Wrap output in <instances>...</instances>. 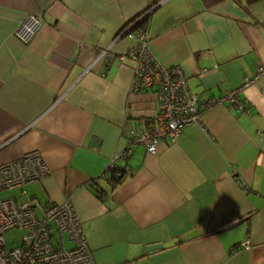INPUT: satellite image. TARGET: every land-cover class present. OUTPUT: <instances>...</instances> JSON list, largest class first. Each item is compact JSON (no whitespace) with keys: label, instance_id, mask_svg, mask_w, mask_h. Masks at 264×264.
I'll return each mask as SVG.
<instances>
[{"label":"crops","instance_id":"0c3cea01","mask_svg":"<svg viewBox=\"0 0 264 264\" xmlns=\"http://www.w3.org/2000/svg\"><path fill=\"white\" fill-rule=\"evenodd\" d=\"M244 1L0 0V163L40 154L37 197L72 201L99 264H264V0ZM154 3L158 60L200 101L239 88L245 108L219 102L151 153L130 137L158 102L131 92L136 39L117 32ZM30 14L42 24L24 41Z\"/></svg>","mask_w":264,"mask_h":264},{"label":"built area","instance_id":"2783aa9c","mask_svg":"<svg viewBox=\"0 0 264 264\" xmlns=\"http://www.w3.org/2000/svg\"><path fill=\"white\" fill-rule=\"evenodd\" d=\"M149 19L138 21L128 31L136 44L121 59L127 55L134 62L131 92L151 90L156 96L159 109L152 125L140 132L132 130L130 137L131 143L144 144L148 152L155 153L161 141H175L185 126L201 124L203 112L215 104L227 101L242 109L245 104L237 97L239 88L225 97L200 101L184 70L177 64L164 65L151 51ZM41 24L39 15L30 14L17 29L18 37L30 40ZM254 79H247L245 84ZM49 172L36 150L0 163V264H99L72 201L42 203L37 197L32 183ZM14 228L26 232L20 245L9 246L5 234ZM66 236L72 245L67 246ZM248 247L246 240L234 249Z\"/></svg>","mask_w":264,"mask_h":264},{"label":"water","instance_id":"95a60500","mask_svg":"<svg viewBox=\"0 0 264 264\" xmlns=\"http://www.w3.org/2000/svg\"><path fill=\"white\" fill-rule=\"evenodd\" d=\"M161 6V3H154V4H152V5H149V6H147L144 10H142L141 12H139V13H137V14H135L132 18H131V20L134 18L135 20H134V22H131L130 24H128L126 27H122L118 32H117V34L119 33V36L121 37V36H124V35H126L127 33H128V31H130L131 30V28L138 22V21H141V20H143V19H145V18H147V17H150V16H152V14L154 13V11L157 9V8H159ZM130 20V21H131ZM8 142V141H7ZM3 145H5V144H3ZM155 245H151V246H149V247H154Z\"/></svg>","mask_w":264,"mask_h":264},{"label":"trees","instance_id":"16d2710c","mask_svg":"<svg viewBox=\"0 0 264 264\" xmlns=\"http://www.w3.org/2000/svg\"><path fill=\"white\" fill-rule=\"evenodd\" d=\"M223 0H203V3L205 4V6L207 7H211L213 4H216L218 2H222ZM259 0H245L244 1V5L247 7L249 4L257 2ZM134 18L131 20V22H134ZM145 20V19H144ZM148 20V19H147ZM130 24V23H129ZM109 179L110 180H119V178H122V169L120 167H116V166H111L109 168Z\"/></svg>","mask_w":264,"mask_h":264},{"label":"rangeland","instance_id":"374dc122","mask_svg":"<svg viewBox=\"0 0 264 264\" xmlns=\"http://www.w3.org/2000/svg\"><path fill=\"white\" fill-rule=\"evenodd\" d=\"M25 230H21L18 228H14L9 230L6 234H5V238L9 243V246L11 245H20L22 242V235L25 233ZM66 244L67 246L72 245V242L68 239V237L66 236Z\"/></svg>","mask_w":264,"mask_h":264},{"label":"bare ground","instance_id":"6f19581e","mask_svg":"<svg viewBox=\"0 0 264 264\" xmlns=\"http://www.w3.org/2000/svg\"><path fill=\"white\" fill-rule=\"evenodd\" d=\"M25 19H26V18H25ZM25 19H24V20H25ZM24 20L20 23L19 27L22 25V23L24 22ZM19 27H18V28H19ZM18 28H17V29H18Z\"/></svg>","mask_w":264,"mask_h":264}]
</instances>
